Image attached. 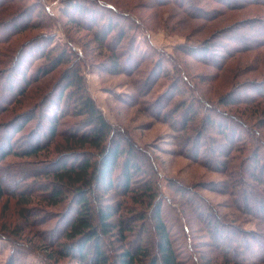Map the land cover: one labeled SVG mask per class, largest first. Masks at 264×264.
<instances>
[{
  "label": "trees",
  "instance_id": "16d2710c",
  "mask_svg": "<svg viewBox=\"0 0 264 264\" xmlns=\"http://www.w3.org/2000/svg\"><path fill=\"white\" fill-rule=\"evenodd\" d=\"M22 1L28 3L17 6L9 14L12 20L17 16L14 22L0 23V42H8L17 34L20 27L16 20L23 16L29 24L48 28L46 23L40 25L36 19L45 13L43 4L39 6L37 0H0V10ZM152 1L157 6L172 3L186 19L203 21L216 20L227 11L264 8V0H212L217 6L212 9L203 0ZM103 3L71 0L63 5L62 15L78 27L93 30L94 41L98 44H103L112 32L118 35L117 44L123 46L127 40L129 56L123 62L124 66H132L143 58L130 51L136 43L135 35L141 32V24L130 12L119 10V14H114L112 11L116 10ZM106 8L112 10H107L109 15L103 13ZM34 13L36 18L30 20ZM71 14L82 19H74ZM98 14L106 17L98 18ZM46 31L28 42V46L34 47L32 53H37L43 60L33 73L34 78L32 74L27 75L28 68L19 71L22 64L19 59L26 51L23 47L13 49L8 60L6 54L2 55L4 60H0L4 74L7 72L0 77V116L19 103V99L28 94L31 83L37 82L40 76L59 66L64 68L49 90L28 109L13 112L0 121V199L5 193L17 197L21 203L40 197L47 206L59 207L56 212L59 224L49 234L53 236L49 242L54 245V250L50 249L46 255L50 262L264 264V239L260 241L254 231H245L227 222L199 199H189L186 203L203 224L205 237L195 241L189 236L188 223L180 217L179 209L169 205L161 191L155 165L146 159L127 134L113 128L86 90L80 72L81 56L67 44H52L51 34ZM212 34L199 45L185 43L178 50L190 57L196 52L198 55L193 56L194 60L220 71L227 58L264 47V13L241 18L216 35ZM111 54L113 63L110 65L114 68L118 57ZM158 56L151 72L164 70L167 74L173 69L174 77L168 91L183 96L180 107L173 112L175 114L184 107L177 112L176 120L180 125L182 122L184 128L188 114H200L201 117L187 153L194 160L200 159L228 175L236 208L264 221V133L259 131L264 127V80L234 84L224 96L212 101L195 92V84L184 70H175V64L168 66V61L161 54ZM158 102L155 101L153 106ZM249 104L254 105V114L261 112L254 123L243 113L229 110ZM67 116L73 117L72 123L63 120ZM64 124L71 127L60 130ZM59 137L62 143L56 142ZM198 142L204 146L202 154L198 153ZM50 150L55 152L51 157ZM7 157L19 162L8 163ZM176 184L172 180L167 182L171 192L179 193L184 200L185 195ZM226 231L229 233H224ZM8 239L0 234V241ZM25 248L23 244H12L5 264H30L24 260L28 252Z\"/></svg>",
  "mask_w": 264,
  "mask_h": 264
},
{
  "label": "rangeland",
  "instance_id": "374dc122",
  "mask_svg": "<svg viewBox=\"0 0 264 264\" xmlns=\"http://www.w3.org/2000/svg\"><path fill=\"white\" fill-rule=\"evenodd\" d=\"M37 1L38 4H43L45 13H41L42 18H36L34 13L30 16V18L32 17L30 20L36 18L39 19L40 25L41 23L47 24L48 28L46 29L51 34L52 44L56 42L57 44H67L81 56L80 72L85 79L86 90L113 128L127 134L141 149L140 151L146 159H150L155 165L161 191L169 200V205H172L171 207L176 210L179 209L180 217L188 223L189 236L193 237L195 241H200L205 237L203 224L188 209L186 203L189 199H199L227 222L242 230L254 231L257 238L260 241L263 240L264 221L236 208L232 200L234 196L231 194V178L222 171L214 170L200 159L194 160L187 153L190 141L193 142L195 138L196 124L201 117L200 114H188L187 121L184 120L186 123L184 128H182V122L180 125L176 120L177 114L184 107L180 108L178 113L173 114L180 107V101L183 99L182 95L177 96L172 91H168L171 78L174 77L172 74L174 70H170L169 67L170 71L167 74L164 70L158 73L151 71L154 67L153 62L161 54L168 61V66L175 64V70L177 68L184 70L188 79L195 84V92L205 95L206 99L212 101H217L224 96L234 84L246 80H264V47L227 58L225 66L220 71L194 60L193 56L198 55L196 52L193 53V56L191 53L192 57H190L188 54H183L180 49L178 50L180 45L185 43L199 45L203 40L211 38L212 33L215 34L221 29H225L241 18L264 13V8L247 7L242 10L227 11L223 12L224 14L216 20L203 21L186 19L172 3L157 6L152 0H94L111 5L116 10L114 12L106 8V12L103 13L109 15L108 11H112L114 14H119V10L130 12L133 17H137V19L134 18L141 24V32L135 35L136 43L132 45L130 51L131 54H140V57L143 58H139L132 66H124V58L129 56L127 40L123 42V46L117 44L118 35L112 32L103 44H98L94 41L96 38L92 35L93 30L86 29V26L78 27L71 22L72 20L69 21V18L62 15L63 5L71 0ZM203 1L207 2L209 9L217 7L212 0ZM27 3V1L15 2V4H10L9 7L0 10V20H2L0 23L14 22L17 16L12 20V17H9L11 11L17 6ZM70 16L74 19H82L77 14ZM97 16L102 19L106 17L104 14ZM96 19H92V21ZM16 21L20 28L8 42L3 43L5 40L0 42V56L6 54V60H8L13 49L18 46L23 47L26 51L19 59L22 63L19 71L22 72L24 67L28 68L27 75L32 74L34 78L33 73L43 60L37 53H32L34 47L32 44L28 46V42L32 41L33 37L37 39L41 34H46L47 31L45 28H39L38 24H29L28 20L26 21V16ZM24 21L27 22L26 25ZM82 23L88 24L87 21ZM138 29L140 30V27ZM111 53L118 57V64L116 62L117 66L114 68L110 65L113 63ZM0 60H4V56L0 57ZM63 69V66H59L47 75L40 76L37 82L31 83L33 85L28 94L2 114L0 121L7 119L13 112L18 113L20 110L28 109L43 92L49 90L52 81ZM112 69L115 70L112 71ZM5 74L3 65H0V77ZM191 93L193 94L192 91ZM155 101L160 102L153 106ZM261 105L263 106V103ZM253 107V104H249L228 109L243 113L254 123L259 119L261 112L254 114ZM160 111L161 114L158 113ZM72 118L67 116L63 120L66 123H72ZM71 125L64 124V127L60 126V130L64 131ZM259 131L264 133V127L259 128ZM56 142L62 143L63 141L59 137ZM197 147L198 153L202 154L205 151L202 142H198ZM54 154L55 152L50 150L49 157ZM6 159L8 163L19 162L12 157ZM118 174L116 171L115 175ZM169 180L175 181L178 184L176 185L182 189L181 194L185 195L184 200L183 196L181 198L178 195L179 193L176 195L171 192L167 186ZM29 199L30 202L21 203L18 201L20 199L6 193L0 199V234L9 237L4 242L0 241V248H2L0 264H5L12 244H23L26 247L28 252L24 260L27 263L53 264V261L51 260V263L46 255L51 252L50 249H53L52 246H54L49 242L53 237L49 234L59 224L56 218L59 207L47 206L40 197L39 200L33 197ZM224 233L228 234L229 231ZM63 261L61 259V262Z\"/></svg>",
  "mask_w": 264,
  "mask_h": 264
}]
</instances>
